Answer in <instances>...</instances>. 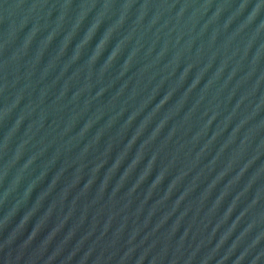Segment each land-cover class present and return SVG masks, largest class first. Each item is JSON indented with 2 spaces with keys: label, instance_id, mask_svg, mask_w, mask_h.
<instances>
[{
  "label": "water",
  "instance_id": "water-1",
  "mask_svg": "<svg viewBox=\"0 0 264 264\" xmlns=\"http://www.w3.org/2000/svg\"><path fill=\"white\" fill-rule=\"evenodd\" d=\"M0 264H264V0H0Z\"/></svg>",
  "mask_w": 264,
  "mask_h": 264
}]
</instances>
